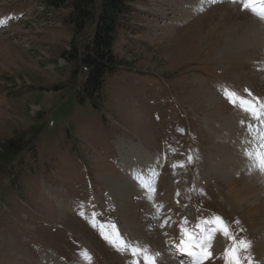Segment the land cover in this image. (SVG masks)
Segmentation results:
<instances>
[{"label":"rangeland","instance_id":"1","mask_svg":"<svg viewBox=\"0 0 264 264\" xmlns=\"http://www.w3.org/2000/svg\"><path fill=\"white\" fill-rule=\"evenodd\" d=\"M42 2L0 0V142L23 138L0 165V264H144L133 247L195 264L185 233L212 237L203 264H226L217 216L255 264L264 232L229 198L241 174L226 166L258 168L247 153L264 127L241 106L264 103V48L245 27L264 22V0H136L116 43L124 65L94 102L63 56L69 10ZM234 24L252 42L244 54L223 52Z\"/></svg>","mask_w":264,"mask_h":264},{"label":"trees","instance_id":"2","mask_svg":"<svg viewBox=\"0 0 264 264\" xmlns=\"http://www.w3.org/2000/svg\"><path fill=\"white\" fill-rule=\"evenodd\" d=\"M136 0H45L54 9H67L66 22L72 25L75 38L63 56L74 71L84 77L77 96L80 101L101 99L102 86L108 75L124 65L116 51L122 31L128 27V14ZM22 137L0 142V165L8 162L22 147ZM3 162V163H2ZM1 172V167H0Z\"/></svg>","mask_w":264,"mask_h":264},{"label":"bare ground","instance_id":"3","mask_svg":"<svg viewBox=\"0 0 264 264\" xmlns=\"http://www.w3.org/2000/svg\"><path fill=\"white\" fill-rule=\"evenodd\" d=\"M244 16L247 17L246 15ZM234 26L236 27V31L239 33V36H237L238 33L236 34V32L234 33V35L229 34L230 40L229 39L228 40L230 43L229 42H227L229 44L226 43L227 45H225L223 52H233L234 51L233 53L235 54L245 53L247 45H250L252 43L249 41H245L244 34L241 33L243 28L246 29L247 27L249 31L253 29L257 35V37L254 40H250L254 42V45H255L254 49L256 50L257 48L258 50V49L264 48V22L260 23V20L258 18H254L253 20L250 19L247 22V25L245 26L246 28L243 26V24H240V25L234 24ZM221 91L222 90H220V92ZM224 92L226 93V91ZM211 95L213 99L216 97L214 93H212ZM237 163H238L237 166L232 165V164H229V166H226L227 172L228 171L229 173L237 172L239 176L241 174V177L238 179L236 178L229 179L228 189H227L228 196L234 202H237L240 206L248 210L249 214L252 216L250 217L249 221L251 222V226L253 227L254 232L262 233L264 232V204L259 202V197L263 195L264 188L260 189L258 187H254L253 185H254V182L259 183V182L264 181V172H261L257 168L258 167L257 164H256L257 166L256 168L258 170L255 168H252L250 169L251 171H249L248 168L242 169L243 165L240 160H237ZM251 187H254V188H251ZM199 229H201L203 232L206 231L205 227L203 229L199 227ZM259 250L260 251H258L257 253L258 255H257V260L255 264L264 263V247L261 246Z\"/></svg>","mask_w":264,"mask_h":264},{"label":"snow or ice","instance_id":"4","mask_svg":"<svg viewBox=\"0 0 264 264\" xmlns=\"http://www.w3.org/2000/svg\"><path fill=\"white\" fill-rule=\"evenodd\" d=\"M248 91V90H245ZM250 95V93H249ZM243 99V104L241 106V110L246 112L249 117L253 120L260 121V126L264 127V103H260L259 105L254 100ZM241 124H244V121H241ZM249 129L253 127L252 123L247 125ZM259 140L256 144V148L252 152H248L247 154L254 158L258 169L261 172H264V130H258ZM215 224L218 225V230L222 232V234L229 239L233 240V246L225 250V259L226 264H244V261L247 260L248 264H251L250 258L241 257V252L246 251L250 248V242L247 240H235L234 236L231 233V230L227 226V223L223 221V219L219 216L214 218ZM215 231V230H214ZM187 236L186 240L181 241V251L186 252L188 255L195 258V264H203L204 261L211 258V241L212 237L209 236L206 240L201 239L197 240L193 236L185 233ZM108 239L107 236L104 237ZM124 244V242H121ZM127 249L126 244L124 245ZM133 256H136L138 253H143L144 264H155V256L153 254H149L145 252L143 249H139L133 247L130 249ZM133 264H138L137 261H134Z\"/></svg>","mask_w":264,"mask_h":264}]
</instances>
